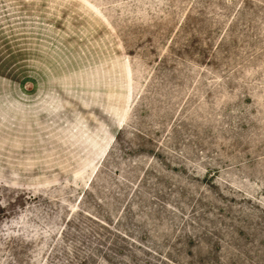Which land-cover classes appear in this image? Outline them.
I'll return each instance as SVG.
<instances>
[{
  "label": "rangeland",
  "instance_id": "374dc122",
  "mask_svg": "<svg viewBox=\"0 0 264 264\" xmlns=\"http://www.w3.org/2000/svg\"><path fill=\"white\" fill-rule=\"evenodd\" d=\"M0 264H264V0H0Z\"/></svg>",
  "mask_w": 264,
  "mask_h": 264
},
{
  "label": "trees",
  "instance_id": "16d2710c",
  "mask_svg": "<svg viewBox=\"0 0 264 264\" xmlns=\"http://www.w3.org/2000/svg\"><path fill=\"white\" fill-rule=\"evenodd\" d=\"M7 214L6 206L2 204L0 201V221L3 220L5 215Z\"/></svg>",
  "mask_w": 264,
  "mask_h": 264
}]
</instances>
